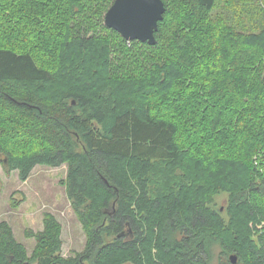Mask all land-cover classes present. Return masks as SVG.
<instances>
[{"label":"trees","instance_id":"16d2710c","mask_svg":"<svg viewBox=\"0 0 264 264\" xmlns=\"http://www.w3.org/2000/svg\"><path fill=\"white\" fill-rule=\"evenodd\" d=\"M111 2L0 0L2 166L65 163L85 236L1 220L0 264H264V0H163L150 64Z\"/></svg>","mask_w":264,"mask_h":264},{"label":"rangeland","instance_id":"374dc122","mask_svg":"<svg viewBox=\"0 0 264 264\" xmlns=\"http://www.w3.org/2000/svg\"><path fill=\"white\" fill-rule=\"evenodd\" d=\"M135 42L137 44L134 52L142 61L150 64L162 58L164 52L159 48L149 47L138 40ZM132 44L134 45V42ZM132 44L128 43L129 46ZM132 66L130 64L128 68ZM3 158L0 156V221L5 220L9 223L16 240L21 242L30 254L35 240L33 237H27L25 232L41 230L42 215L46 211L52 213L61 223L63 255L68 256L74 251L81 250L85 243L84 232L61 183L65 178L66 164L57 167L38 164L33 167L27 179L22 181L15 169L5 173L1 163ZM221 196L218 198V205L226 203L224 200L226 194ZM219 252L220 248L215 247L212 264H217ZM237 262L238 259L232 264Z\"/></svg>","mask_w":264,"mask_h":264},{"label":"water","instance_id":"95a60500","mask_svg":"<svg viewBox=\"0 0 264 264\" xmlns=\"http://www.w3.org/2000/svg\"><path fill=\"white\" fill-rule=\"evenodd\" d=\"M164 12L163 0H113L104 14V24L127 41L138 40L154 45V33ZM229 259L235 263L237 256L230 254Z\"/></svg>","mask_w":264,"mask_h":264},{"label":"flooded vegetation","instance_id":"af4514ba","mask_svg":"<svg viewBox=\"0 0 264 264\" xmlns=\"http://www.w3.org/2000/svg\"><path fill=\"white\" fill-rule=\"evenodd\" d=\"M223 210V207L221 206L220 207V211H222ZM230 256V255H229ZM229 256H228V258H229ZM229 261H230V259H229ZM230 263L232 264V262L230 261Z\"/></svg>","mask_w":264,"mask_h":264}]
</instances>
